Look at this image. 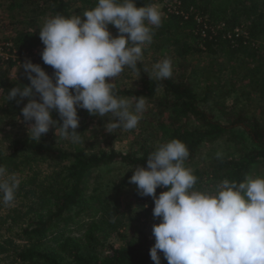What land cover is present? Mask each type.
Here are the masks:
<instances>
[{"label":"trees","instance_id":"16d2710c","mask_svg":"<svg viewBox=\"0 0 264 264\" xmlns=\"http://www.w3.org/2000/svg\"><path fill=\"white\" fill-rule=\"evenodd\" d=\"M155 1L135 3L142 7ZM179 2L181 14L164 17L153 42L144 48L137 63L139 76L125 68L123 77L132 79L133 86H117L120 96L146 98L143 119L136 129L126 131L132 132L127 148L101 141L105 118L79 108L76 132L82 143L54 138L51 128L33 141L20 126L27 98L17 105L16 100L5 102L0 97V165L21 180L14 203H0V264H154L149 250L155 243L152 227L160 218L153 217V198L139 195L129 179L135 167H147V157L160 143L172 139L185 143L190 153L187 167L208 150L203 164L194 168L197 188L203 180L212 187L223 179L241 182L253 167L264 164V118L225 105L239 84L248 82L258 91V109L264 111V63L249 68L264 58V0ZM95 6L96 0L0 1L11 20L10 33L1 40L6 54L0 56L4 94L29 85L23 68L12 76V70L26 61L53 76L54 70L41 59L44 45L39 29L46 18L59 13L83 20V12ZM108 31L113 37L118 35L111 24ZM148 56L155 62L170 58L172 76L156 79L144 68ZM221 59L223 63H218ZM215 63L218 70L211 73ZM223 75L225 82L220 79ZM199 89H203L200 98ZM52 118L59 126L55 111ZM228 145L242 148L234 155L223 150L217 159L215 148ZM110 170L116 175L104 180ZM167 190L157 188L155 195ZM124 193L132 199L141 221L121 214L117 197ZM81 217L87 219L72 229ZM158 255L161 264H167L159 250Z\"/></svg>","mask_w":264,"mask_h":264},{"label":"clouds","instance_id":"9594fccd","mask_svg":"<svg viewBox=\"0 0 264 264\" xmlns=\"http://www.w3.org/2000/svg\"><path fill=\"white\" fill-rule=\"evenodd\" d=\"M82 16L85 19L58 13L39 29L41 59L54 70L52 77L26 61L20 67L29 85L14 87L7 95L0 88L5 102L16 100L19 105L27 98L21 115L33 141L51 128L60 139L82 143L76 132L78 108L107 118L104 128L109 134L136 129L147 110L145 97L118 95L115 81L125 68L139 76L137 63L162 25L159 5L96 0ZM109 24L118 30L116 37L108 31ZM152 73L158 80L170 78L171 59L155 63ZM222 155L217 152V159ZM189 156L178 139L160 143L147 157V167H135L129 179L139 195L153 198V217L160 218L152 227L151 260L160 264L159 250L167 264H264V176H247L241 182L223 179L202 191L196 187L195 170L186 166ZM20 183L17 174L0 165V203L11 206ZM165 187L168 190L157 197L156 189Z\"/></svg>","mask_w":264,"mask_h":264},{"label":"rangeland","instance_id":"374dc122","mask_svg":"<svg viewBox=\"0 0 264 264\" xmlns=\"http://www.w3.org/2000/svg\"><path fill=\"white\" fill-rule=\"evenodd\" d=\"M3 1V0H0ZM11 20L9 19V14L5 11V8H0V56L1 57H5V53L2 51V46L3 43L1 42V40L10 33L9 31V24H10ZM262 54V53H261ZM157 63L153 60V58L151 56H148L145 60H144V68L145 69H149L148 71L152 72V68L153 65ZM218 63H223V59H221ZM264 63V58L261 57L259 60L250 63L249 68H253V67H258L260 65H262ZM21 64H18L13 70H12V76H15L16 73L21 70L23 67H20ZM237 65L240 64V61L236 62ZM218 70V65L215 63V65H213L212 67V71L211 73H216V71ZM214 75V74H212ZM227 76L223 75L222 81L225 82L226 81ZM236 78V77H235ZM116 86H120L122 87H129V86H133L134 81L132 79H126L123 77V72L121 73V75L116 79L115 81ZM239 83V82H237ZM240 87H238L236 89V91H234L230 98L228 100H226L225 105L232 108L234 111H238L239 109H244V110H251L252 112H254L256 115H260V117L262 116L264 118V111L259 110V94L258 91H256L255 89H253L248 82H244L239 84ZM230 88V87H229ZM198 96L199 98L202 97L203 95V89H199L197 90ZM241 94H244V96H240ZM249 95V99L248 101L246 100L247 96ZM98 119H102L100 117H98ZM23 120H20V126L21 128H28L29 124L22 122ZM103 121V120H102ZM104 125L107 123V118H105V120L103 121ZM92 125L88 126V129H91ZM102 136H99V138L101 139V141H109V143H113L115 145L116 148H127L129 146V142L132 139V132L129 134V132L126 133L125 130H117L115 133L113 134H109L105 131V128H102ZM132 131V130H130ZM124 133H126L127 137H123ZM47 134H45L46 136ZM1 136V133H0ZM54 138H56V135H53ZM242 146L239 145H228V146H219L217 148H215V150H217V152H223V150L225 152H228L229 154H233L238 151L239 149L241 150ZM208 151V150H207ZM206 149L204 152L201 153L200 157L193 162L192 164L189 165V167L191 168H195L198 167L199 165L203 164V160L207 158V152ZM116 175L114 170H110V171H106L104 173V180H110L113 179V177ZM249 176H264V164H258L255 167L252 168ZM212 188L211 185L208 184V182L206 180H203L200 184V186L197 188L199 190H208ZM117 201L120 203L121 208H120V212L121 214H123L125 216V219L127 217L132 218L133 220H135L136 218H139L140 221L142 220V217L140 218L139 216V212L138 210L135 209L134 204L132 199H130L126 193H124L123 195L117 197ZM89 217V216H87ZM87 218L85 217H81L78 221L77 224L71 225L72 229H77L78 228V222L81 220H86ZM149 223V221H148ZM149 226V225H148ZM70 228V226L68 227ZM112 241H114V239H110ZM115 245H118V242H114ZM161 264V262H160ZM166 264V263H165Z\"/></svg>","mask_w":264,"mask_h":264},{"label":"built area","instance_id":"2783aa9c","mask_svg":"<svg viewBox=\"0 0 264 264\" xmlns=\"http://www.w3.org/2000/svg\"><path fill=\"white\" fill-rule=\"evenodd\" d=\"M153 4L159 5L164 17L168 14H181L179 0H156Z\"/></svg>","mask_w":264,"mask_h":264}]
</instances>
